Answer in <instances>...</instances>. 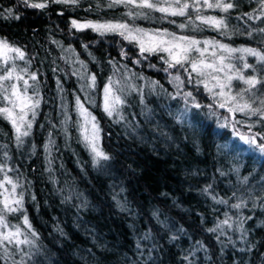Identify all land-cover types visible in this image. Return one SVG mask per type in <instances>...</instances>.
<instances>
[{
  "label": "trees",
  "instance_id": "16d2710c",
  "mask_svg": "<svg viewBox=\"0 0 264 264\" xmlns=\"http://www.w3.org/2000/svg\"><path fill=\"white\" fill-rule=\"evenodd\" d=\"M231 2L235 7L227 13L205 8L199 13L223 17L227 29L221 34L202 24L192 9L181 17L133 8L132 12L141 13L133 20L126 15L129 8H110L108 0H79L77 5L49 0L43 10L28 8L21 0H0V39L24 50L29 63L20 61V67L38 76V82L29 83L38 91L40 106L31 135L22 146L17 145L11 124L0 118V164L13 168L8 175L22 185L17 191L23 193L25 212L39 237H29L36 240L40 251L28 264H188L183 257L193 252L192 264H264L261 193L254 191L256 198L247 199L248 186L241 188L247 207L239 211L228 206L236 198L229 199L228 205H218L202 193L211 184L218 198L228 199L241 187L233 171L236 167L240 177L251 174L249 184L257 190V178L264 176V158L248 151L229 128L219 127L229 113L217 107L193 108L178 123L174 116L184 103L167 94L175 93L176 88L159 55L146 53L144 59L134 42L114 34L101 36L91 29L78 31L71 24L72 20L120 21L264 50V34L253 31L264 27V18L249 20L245 15L260 14L257 0ZM7 9H12V16L5 19ZM182 23L186 25L183 30L178 27ZM136 60L140 63H134ZM247 60L256 63L253 57ZM256 67L262 71L252 74L264 75V66ZM169 71L176 73V69ZM93 74L94 88L89 86ZM179 74L185 79V91H192L202 105L212 103L203 86L196 89L187 84L182 70ZM110 77L116 81L114 90L123 88L127 93L122 120L104 111L103 89ZM152 81L159 82L167 93L159 86L153 90ZM233 83L243 87L238 81ZM132 87L143 91V104ZM77 97L96 117L100 148L111 157L100 162L103 167L94 166L83 141ZM148 110L151 120L143 114ZM236 118L246 119L239 113ZM236 127L248 132L240 124ZM258 130L264 126L252 129ZM234 145L240 150L235 151ZM70 191L72 199L65 201ZM225 212L232 216L233 228L225 227V235L207 231L225 218ZM19 217L18 213L8 219L16 224ZM241 218L243 238L236 225ZM145 234L151 238L145 240ZM173 235L178 237L175 241Z\"/></svg>",
  "mask_w": 264,
  "mask_h": 264
},
{
  "label": "snow or ice",
  "instance_id": "6c2138e0",
  "mask_svg": "<svg viewBox=\"0 0 264 264\" xmlns=\"http://www.w3.org/2000/svg\"><path fill=\"white\" fill-rule=\"evenodd\" d=\"M21 2L26 7L33 9L43 10L49 6V0H40V2H36V0H21ZM50 2L61 5H77L79 0H50ZM257 2L260 5V14L246 13L245 15H247L249 20L264 18V0H257ZM107 6L110 8L117 6L129 8L126 15L133 20L141 15V13L132 12L131 9L133 8L148 9L160 12L165 16L181 17L188 16V10L192 9L197 12V19L202 24L208 25L210 28L221 32V34H224V30L227 29L225 19L223 17H205L200 15L201 8L227 13L235 7L231 0H191V2L189 0H108ZM6 11L5 19L12 16V9H7ZM15 19H19V16H16ZM71 24L78 31L91 29L101 36L114 34L119 35L129 43L134 42L139 47L140 55L144 59L147 58L145 56L146 53L148 56L159 55L167 66L164 71L171 76L169 82L173 83L176 92L167 93V90L163 89V86L159 85L157 81H152L150 87L155 90L159 86L171 99L179 98L183 101L184 108L178 115L174 116L178 123H183L184 118L187 117L193 108L197 110L202 107L224 109L229 113V116L222 118L223 122L219 124V127L229 128L234 137H238V140L243 145H247L248 151L264 158V130L252 131L254 128L264 126V75L252 74L262 71L258 70L256 65L264 66V50L253 47H232L215 39L200 40L186 35H177L167 29L147 30L120 21H88L79 23L77 20H72ZM178 27L183 30L186 25L182 23ZM253 31L264 34V27ZM248 35L251 37L252 32H249ZM210 49L211 51H209ZM122 55L126 56V53L122 52ZM25 57L26 53L24 50L10 44L6 39H0V118L7 120L11 124L18 146H22L25 142L24 138L31 135L37 115L36 109L40 106L38 91L34 84L29 83V80L38 82L37 74L34 72L30 73L27 68H20L16 63L17 60L24 61L26 64L29 63ZM247 57L255 58L256 63L250 64ZM237 60L242 61V64L238 66L234 62ZM109 63L112 62L109 61ZM134 63L139 64L140 60H136ZM82 67L86 66L82 64ZM171 69H176V73L169 71ZM181 70L186 76L187 84L193 85L196 89L203 86L212 103L202 105L197 101L192 91H185V79H182L179 74ZM245 72H249V74L245 75ZM132 75H135V73ZM26 76L27 79L25 78ZM138 78L144 79L143 76ZM89 79V86L94 88L96 76L93 74ZM234 81H238L243 87H237L234 85ZM114 83L116 81L110 77L109 82L104 86L103 107L109 117L115 114L122 120L124 119L122 108L128 104L127 93L124 92L123 88L119 91L114 90ZM30 89L32 90L31 93ZM132 91L138 92L140 103L143 104V91L135 87H132ZM76 106L78 114L83 121L80 125L81 135L86 147L89 148L93 155L94 166L103 167L104 165H101L100 162L108 161L111 157L98 146L99 128L96 123V117L84 107L79 97L76 98ZM145 108H147V105H145ZM150 111L143 113L146 120L152 119L148 114ZM237 113L246 119H237ZM254 117L256 118L255 120H253ZM237 124L247 127L248 132H241L236 127ZM221 147L226 148L228 146L223 145ZM233 148L235 151L240 150L235 145ZM45 150L50 152L49 145H45ZM4 157L6 160L10 159L7 153H4ZM11 171H13V168L9 167L7 163L0 164V174H2V179H0V261H3L4 264H28L35 255L39 254V246L36 243L39 237L25 212L23 193L17 191L22 185L18 180H14L8 175V172ZM233 171L236 173L241 187L235 189L228 199L218 198V194L215 193L211 184L206 185L202 189V193L218 205H228L229 199L236 198L237 202L228 206L237 211L247 207V199L256 198L254 191H259L261 193L259 199L264 200V176L257 178V183L259 184V189L257 190L255 185L249 184L251 174L240 177L239 167L234 168ZM220 175L223 176L225 173L220 171ZM244 186H248L245 188L248 193L247 199L241 192V188H244ZM72 196L73 193L70 191L65 197V201H70ZM18 213L20 214V222L11 223L8 216ZM224 215L225 218L223 220H220L215 227L209 228L207 231L225 235V227L231 230L233 228L232 216L227 212ZM243 223L244 218L236 221L237 230L242 234L241 238H243L244 234ZM164 226L167 227V225ZM181 231L183 230L181 229ZM30 236L36 238V240L29 238ZM150 238V234H145V240ZM177 238L176 235L171 237L173 241ZM217 239H219V236ZM137 248H141L139 243H137ZM194 255L195 253L193 252L189 256L183 257V259L187 260L188 264H192L191 256ZM17 256L20 258L16 259ZM34 264H39V261H35Z\"/></svg>",
  "mask_w": 264,
  "mask_h": 264
},
{
  "label": "rangeland",
  "instance_id": "374dc122",
  "mask_svg": "<svg viewBox=\"0 0 264 264\" xmlns=\"http://www.w3.org/2000/svg\"><path fill=\"white\" fill-rule=\"evenodd\" d=\"M210 51H211V49H210ZM209 58H211V57H209ZM16 63H17V65L20 67V65H19L20 61L17 60ZM20 68H21V67H20ZM25 78L27 79V76H26ZM21 84H22V82H21ZM103 106H104V105H103ZM82 123H83V122H82ZM89 127H90V125H89ZM99 135H100V134H99ZM99 141H100V138H99V140H98V146L100 147ZM89 151H90V150H89Z\"/></svg>",
  "mask_w": 264,
  "mask_h": 264
}]
</instances>
